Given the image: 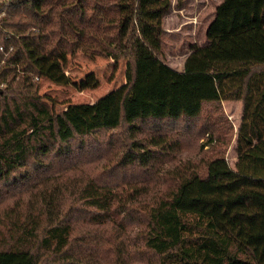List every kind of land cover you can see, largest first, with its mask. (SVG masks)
Instances as JSON below:
<instances>
[{
	"label": "trees",
	"instance_id": "obj_1",
	"mask_svg": "<svg viewBox=\"0 0 264 264\" xmlns=\"http://www.w3.org/2000/svg\"><path fill=\"white\" fill-rule=\"evenodd\" d=\"M3 8L0 183H28L12 201L0 193V264H125L128 222L140 264H264V0H221L181 71L161 59L169 0ZM77 52L126 59L125 81L56 112L33 78L95 88L93 72L78 82L64 73ZM224 100L241 102L233 168L220 146ZM163 123L205 132L212 154L159 170L181 152ZM139 124L154 127L144 140Z\"/></svg>",
	"mask_w": 264,
	"mask_h": 264
},
{
	"label": "rangeland",
	"instance_id": "obj_2",
	"mask_svg": "<svg viewBox=\"0 0 264 264\" xmlns=\"http://www.w3.org/2000/svg\"><path fill=\"white\" fill-rule=\"evenodd\" d=\"M220 2L221 0H169V8L162 19L161 59L164 63L173 69L182 70L184 59L189 53V45L194 43L201 46L205 43L206 28L213 20L215 8ZM63 71L71 82H78L87 73L93 72L98 85L95 88L79 89L72 83L61 85L43 78L35 79L34 77V87L37 94L56 112L63 110L68 103H93L100 96L123 84L125 81L126 59L120 57L115 60L101 56L90 58L77 52L68 57ZM206 107V111H208L209 107ZM218 108L222 113L219 117L222 116L223 120L230 125V133L226 139H223L220 146L222 154L230 167L233 168L236 160L234 147L237 127L241 118V102L224 100L219 103ZM138 126L141 133L137 134L136 138L139 140H144L145 135L154 131L151 124H139ZM159 126H161L159 128L175 133L181 147V152L174 155L175 159L159 163V170L167 169L168 166L185 159H194L201 152H204V156L212 154L211 146H206L208 135L205 132L197 131V127H188L176 123H163ZM120 132L121 130H113L111 134V138L116 137L117 143H121L122 140ZM108 133V131L101 132L96 137L98 142L102 141ZM88 140L92 141L91 138L86 141ZM122 143L125 144V142ZM94 169L95 165H89L83 167L81 171L89 176ZM16 174L18 176L20 172ZM155 178L159 185V175H156ZM11 182L12 179L0 183V193L6 201H12L19 198V196H23L22 188L28 183L21 181L11 184ZM133 231L134 224L128 222L126 240L128 255H125V264H140L133 248Z\"/></svg>",
	"mask_w": 264,
	"mask_h": 264
},
{
	"label": "built area",
	"instance_id": "obj_3",
	"mask_svg": "<svg viewBox=\"0 0 264 264\" xmlns=\"http://www.w3.org/2000/svg\"><path fill=\"white\" fill-rule=\"evenodd\" d=\"M9 1L10 0H0V19L3 18V17H5L6 12L4 11L3 6L7 5ZM10 50H11V48H9V50L6 51V50H4L3 46H0V51L3 53V57L0 60V66L5 63V58L7 57L8 52ZM35 79H38V78L35 77ZM4 85H5V83L4 82H1L0 83V88L4 87Z\"/></svg>",
	"mask_w": 264,
	"mask_h": 264
},
{
	"label": "water",
	"instance_id": "obj_4",
	"mask_svg": "<svg viewBox=\"0 0 264 264\" xmlns=\"http://www.w3.org/2000/svg\"><path fill=\"white\" fill-rule=\"evenodd\" d=\"M0 93H2V88H0Z\"/></svg>",
	"mask_w": 264,
	"mask_h": 264
}]
</instances>
